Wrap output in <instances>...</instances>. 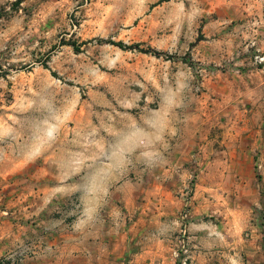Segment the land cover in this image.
<instances>
[{
  "label": "rangeland",
  "instance_id": "obj_1",
  "mask_svg": "<svg viewBox=\"0 0 264 264\" xmlns=\"http://www.w3.org/2000/svg\"><path fill=\"white\" fill-rule=\"evenodd\" d=\"M183 261L264 264V0H0V264Z\"/></svg>",
  "mask_w": 264,
  "mask_h": 264
},
{
  "label": "trees",
  "instance_id": "obj_2",
  "mask_svg": "<svg viewBox=\"0 0 264 264\" xmlns=\"http://www.w3.org/2000/svg\"><path fill=\"white\" fill-rule=\"evenodd\" d=\"M112 44L118 46V47L121 48V49H125V48H126V46H125L122 42H117V43L112 42Z\"/></svg>",
  "mask_w": 264,
  "mask_h": 264
},
{
  "label": "crops",
  "instance_id": "obj_3",
  "mask_svg": "<svg viewBox=\"0 0 264 264\" xmlns=\"http://www.w3.org/2000/svg\"><path fill=\"white\" fill-rule=\"evenodd\" d=\"M248 201H249L250 203L255 204V201H256V199H255V195H253L252 198H248Z\"/></svg>",
  "mask_w": 264,
  "mask_h": 264
},
{
  "label": "built area",
  "instance_id": "obj_4",
  "mask_svg": "<svg viewBox=\"0 0 264 264\" xmlns=\"http://www.w3.org/2000/svg\"><path fill=\"white\" fill-rule=\"evenodd\" d=\"M182 264H186V261H183Z\"/></svg>",
  "mask_w": 264,
  "mask_h": 264
}]
</instances>
